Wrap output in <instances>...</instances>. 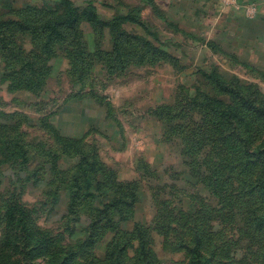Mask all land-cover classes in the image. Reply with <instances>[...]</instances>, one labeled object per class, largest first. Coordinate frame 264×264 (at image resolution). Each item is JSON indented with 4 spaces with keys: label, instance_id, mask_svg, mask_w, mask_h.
<instances>
[{
    "label": "rangeland",
    "instance_id": "rangeland-1",
    "mask_svg": "<svg viewBox=\"0 0 264 264\" xmlns=\"http://www.w3.org/2000/svg\"><path fill=\"white\" fill-rule=\"evenodd\" d=\"M0 264H264V0H0Z\"/></svg>",
    "mask_w": 264,
    "mask_h": 264
},
{
    "label": "trees",
    "instance_id": "trees-1",
    "mask_svg": "<svg viewBox=\"0 0 264 264\" xmlns=\"http://www.w3.org/2000/svg\"><path fill=\"white\" fill-rule=\"evenodd\" d=\"M72 11H74V9L72 8Z\"/></svg>",
    "mask_w": 264,
    "mask_h": 264
}]
</instances>
